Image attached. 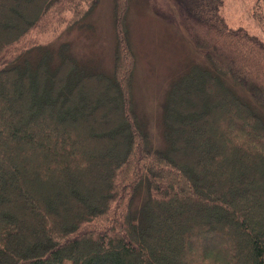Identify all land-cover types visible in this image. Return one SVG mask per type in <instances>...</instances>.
Masks as SVG:
<instances>
[{"label":"trees","instance_id":"obj_1","mask_svg":"<svg viewBox=\"0 0 264 264\" xmlns=\"http://www.w3.org/2000/svg\"><path fill=\"white\" fill-rule=\"evenodd\" d=\"M99 1L0 0V264H264V41L224 0H168L199 59L168 83L155 140L127 40L109 72L62 32L26 41ZM130 1L113 0L119 36Z\"/></svg>","mask_w":264,"mask_h":264},{"label":"rangeland","instance_id":"obj_2","mask_svg":"<svg viewBox=\"0 0 264 264\" xmlns=\"http://www.w3.org/2000/svg\"><path fill=\"white\" fill-rule=\"evenodd\" d=\"M76 2L80 3V0ZM168 5V0H131L123 37L117 32L113 0H100L73 25L67 23L72 11L66 10L59 24L35 27L26 36V41L29 44L36 42L34 46L46 45L62 32L60 40L70 43L84 66L109 72L115 45L120 37L127 40L134 54L131 74L134 108L150 138L158 140L160 104L165 89L171 79L184 72L194 58L199 57L175 23V16ZM221 14L230 27H244L264 41V0H224Z\"/></svg>","mask_w":264,"mask_h":264}]
</instances>
